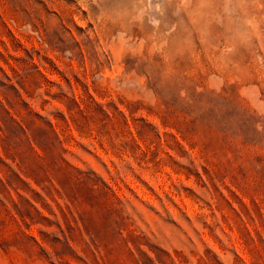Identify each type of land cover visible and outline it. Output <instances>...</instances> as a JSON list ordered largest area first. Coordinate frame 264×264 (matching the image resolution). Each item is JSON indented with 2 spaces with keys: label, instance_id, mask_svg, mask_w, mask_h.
Segmentation results:
<instances>
[{
  "label": "rangeland",
  "instance_id": "374dc122",
  "mask_svg": "<svg viewBox=\"0 0 264 264\" xmlns=\"http://www.w3.org/2000/svg\"><path fill=\"white\" fill-rule=\"evenodd\" d=\"M0 264H264V0H0Z\"/></svg>",
  "mask_w": 264,
  "mask_h": 264
}]
</instances>
